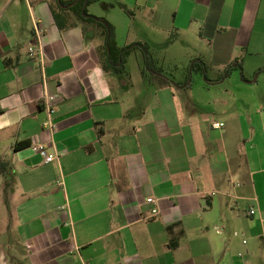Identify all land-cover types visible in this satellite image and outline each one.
<instances>
[{"label": "crops", "instance_id": "1", "mask_svg": "<svg viewBox=\"0 0 264 264\" xmlns=\"http://www.w3.org/2000/svg\"><path fill=\"white\" fill-rule=\"evenodd\" d=\"M53 9L0 0V264H264V115L246 104L212 117L232 62L247 84L264 76V0L89 6L119 47L148 42L170 78L206 61L211 81L196 73L188 87L186 72L150 83L141 62L134 77L135 53L126 73H106L94 33L66 13L60 28ZM147 82L157 88L144 92ZM48 95L59 100L44 126ZM35 142L59 159L46 164Z\"/></svg>", "mask_w": 264, "mask_h": 264}, {"label": "trees", "instance_id": "2", "mask_svg": "<svg viewBox=\"0 0 264 264\" xmlns=\"http://www.w3.org/2000/svg\"><path fill=\"white\" fill-rule=\"evenodd\" d=\"M98 0H56L57 8L60 13L53 9L55 20L58 26L62 29L66 27V20L62 13L73 15L76 21L83 26L84 33L91 30L94 37L101 41L98 46V51L102 63V67L106 73L124 74L126 73L127 57L132 53L140 52L142 55V72H149L156 77H159L165 84L172 85L174 80L165 75L162 67L157 65L152 54L151 46L148 42L139 41L123 47H119L116 41L114 26L105 18L98 17L89 13V6ZM237 63V65H235ZM242 62L236 59L225 69V78L229 77L231 72L240 68L241 75L246 80ZM183 87L192 86L193 77L196 73H201L206 81H211L209 77V65L201 58H198L187 68ZM223 79V77H222ZM22 144L17 145L21 147ZM8 167L7 162L0 159V172H5Z\"/></svg>", "mask_w": 264, "mask_h": 264}, {"label": "rangeland", "instance_id": "3", "mask_svg": "<svg viewBox=\"0 0 264 264\" xmlns=\"http://www.w3.org/2000/svg\"><path fill=\"white\" fill-rule=\"evenodd\" d=\"M177 38L178 35L176 33H172L170 35V40L172 42ZM185 42H186L185 39H181L180 42L176 45V48L186 46ZM98 43L100 44L101 41L98 40ZM157 56L159 55L157 54ZM140 62L142 64V55L140 52H135L129 64V68H130L129 71L132 72L134 77L135 76L140 78L142 77L140 73L141 71ZM159 64H160L159 67L161 66L165 67L164 73H166V75L167 73L170 74L171 71L169 70L168 65L165 66L164 64L161 63ZM185 71L186 70L183 67L180 70L174 71V74L177 76L176 79L172 78L174 82H177ZM233 72H234L233 74L232 72L230 74L232 76L229 75L227 81L223 84V86H221L223 88L228 89L229 92L220 93L219 96L217 97L218 98L217 103L219 108L217 110V114L212 116L214 120H223L226 115L238 116V114L242 113V111L244 110L243 107L246 104L249 105L248 115H250V117H252L255 114L264 115V76H262L260 78V81L255 84H247L242 80L239 71H233ZM149 75L150 76L148 80L150 81V83L155 82L152 78H150L152 77L151 73H149ZM221 77L225 78V71H223ZM150 83L147 82V84H145L144 87L142 86L140 88H142L144 92L146 89L151 90L152 88H157L156 85H153L152 87ZM246 110L247 108H245V111ZM246 118L249 120L248 116Z\"/></svg>", "mask_w": 264, "mask_h": 264}, {"label": "built area", "instance_id": "4", "mask_svg": "<svg viewBox=\"0 0 264 264\" xmlns=\"http://www.w3.org/2000/svg\"><path fill=\"white\" fill-rule=\"evenodd\" d=\"M39 27L36 26V30L37 32L38 31ZM29 52H30V55L31 56H34L35 53H36V49L34 47H30L29 48ZM59 100V95H48L45 99V106H46V110L49 114V120L44 124V126H51L52 124V117L53 115H55L56 113V104H57V101ZM225 126V123L224 122H214L212 124V127L214 129H222L223 127ZM32 147L33 149L38 152V153H41L45 156L44 158V161L46 164H49V163H53L54 161H56L57 159H59V154L58 153H48L47 152V146L43 143H33L32 144ZM58 182V185L59 186H62L64 187L65 186V181L64 179H60ZM147 202L148 203H156V199L154 198H148L147 199ZM257 212L256 208L255 207H252L249 211V213L251 215H255ZM153 214L154 215H158L159 214V210L158 208H154L153 209Z\"/></svg>", "mask_w": 264, "mask_h": 264}]
</instances>
